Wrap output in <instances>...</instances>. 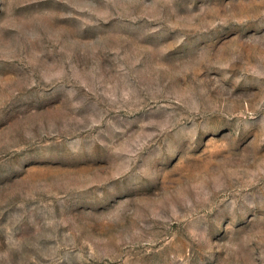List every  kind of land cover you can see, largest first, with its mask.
Here are the masks:
<instances>
[{"label": "rangeland", "instance_id": "1", "mask_svg": "<svg viewBox=\"0 0 264 264\" xmlns=\"http://www.w3.org/2000/svg\"><path fill=\"white\" fill-rule=\"evenodd\" d=\"M0 264H264V0H0Z\"/></svg>", "mask_w": 264, "mask_h": 264}]
</instances>
